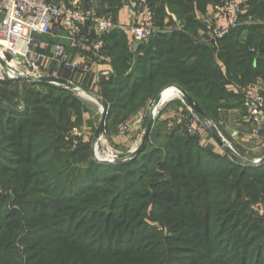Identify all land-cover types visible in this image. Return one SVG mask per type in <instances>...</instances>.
Segmentation results:
<instances>
[{
	"label": "trees",
	"instance_id": "obj_1",
	"mask_svg": "<svg viewBox=\"0 0 264 264\" xmlns=\"http://www.w3.org/2000/svg\"><path fill=\"white\" fill-rule=\"evenodd\" d=\"M104 1L111 9L108 12L116 18L120 0ZM225 1L149 0L150 10L154 14L155 23L159 27L166 17L165 9H168L179 20L183 26L182 29L173 31L171 34L154 35L148 43L139 44L135 52H131L126 34L116 30L103 37L105 44L103 54L95 55L88 51L93 56L109 59L115 72V75L101 78L99 82L102 88L101 98L109 106L105 131L108 130L112 118L120 115L125 120L130 117L143 108L162 87L168 84L182 88L200 106L204 113L201 120L213 126V129H215V125L210 123L209 119L211 121L217 120L216 110L224 107L223 104H220V100L226 102L228 98L238 97L244 102L241 93L233 95L225 90L226 82L224 77L220 75L213 59V54L217 48L203 43H195L192 39L193 36L195 37L196 31L203 27L196 20V11L203 12L207 5H220ZM89 8L91 7H83L82 9ZM98 14L102 15L99 12ZM247 16H251L253 20L263 21L264 0H249V10L245 18ZM240 21H243L241 16ZM242 32H246L245 42L226 43L227 40L240 36ZM217 47L218 58L226 66L229 81L243 82L245 85L251 75L253 78L264 76V73H261L264 70V26L246 27L240 24L237 28L230 30L217 43ZM251 48L254 49L253 52L250 51ZM145 59L152 61L146 77L137 74V69L141 67ZM254 63L256 67L251 73L249 69ZM240 66L242 70H237L236 67ZM57 74H59V77L70 80L73 75L63 67L58 68ZM1 83L12 84L16 81L6 80ZM34 85L46 87L50 94L48 97L36 98V101L40 99L42 102H26L29 107L33 108L31 111V117L33 118H30L29 123L18 122L12 124L13 130H10V133H13L11 137L15 139L14 141L11 138L9 139L6 134L8 129L4 128L3 121L8 118L4 108L0 107V145L6 143V145H13V149L25 150L24 155L19 156L18 154L15 157V164L24 163L36 168L37 170L31 172L29 176L39 177L43 175V187L45 186L44 189L47 188L46 191H49V195L57 194L61 188L64 191L74 190L76 185L85 179L92 181L86 187L75 190L73 196L59 194V201L71 204L95 205L100 203L99 197H102V195L109 199L104 217L98 223V230L95 228L97 224H93L94 232H92V235L96 236L95 240H97L99 246L97 250L89 249L88 257L82 256V254L77 257L76 259L80 261V264H114L113 260L132 257L133 251L144 245L137 243L143 238L135 240L134 234L126 230L128 228L126 222L129 223L135 210V208L131 209L130 206L137 205L140 199L145 198L149 204L154 205V208H158L160 215H170L171 218L178 221L183 227V233H186L187 236L189 234L193 236V238L188 237L187 239H190V243L196 245L193 253L199 256L207 253L208 250L205 246L199 247L198 245L205 243L206 246L210 247L211 239L214 237L209 233L211 226L209 222L207 223V220L209 217L213 219L219 215V207L222 203L224 204V200L218 199L219 196L213 193L226 192L228 198L232 196L239 198L244 195L249 199L262 200L261 197H264V160L258 167L250 168L249 165L251 164L248 163L250 158H247L244 154L240 153L241 156L238 159L225 154L224 157H221L224 161H227L224 165L208 164L206 162L210 160L209 156L216 158L220 156L215 154L212 148L201 144L199 134L190 135L183 121L181 124L173 126H168L167 123L170 133L166 138L165 150L174 152L172 157L169 156L172 160L169 163H164L162 168L165 172L167 171L168 178H160L141 186L142 179H139V175L131 172L128 175H119V173L127 171L128 167L136 165L138 159L142 160L143 163L151 161V159H147L149 158L148 154H145L148 140L137 155L131 160H126L129 163H120L121 165L118 164V168L110 167L109 169H115L116 172H112L109 176L99 178V174L106 171L104 166L89 160L84 165L81 164L83 167L73 168L72 172L60 170L66 158L64 136L74 126L75 122H79V117L82 118L84 108L81 102L73 98L65 89L42 83ZM117 94L120 97L115 99L114 96ZM68 95L72 99L68 98ZM38 104L40 106H36ZM162 124L164 126L166 121H163ZM164 128L166 127L164 126ZM209 138L212 139L211 136ZM80 151L89 153V146L82 145ZM71 156L75 157L76 153H72ZM191 157L195 160V164L189 160ZM174 159L178 160L176 164H173ZM233 160L239 164H229V167H226L228 163H233ZM59 163L60 167L57 170L53 165ZM241 163H245V166ZM5 167V165H0V170ZM225 168L227 169L225 170ZM59 178L58 183L53 184L52 181ZM101 183L103 186L100 188L98 185ZM139 187L142 192L137 190ZM57 201H54V203L56 204ZM215 219H218V217ZM68 222L66 226L69 229L74 227L72 226L73 221L69 226ZM80 222H82V219L77 221L75 227ZM217 224L216 234L220 233V230L224 227L231 225L224 219L218 220ZM236 231L237 229L232 233L234 238L229 244L233 245L237 241L234 246L240 247L239 250L243 251L244 240L241 239V234ZM127 238L128 242L125 245L124 241ZM132 241H136L135 244ZM7 243L8 241L5 238H0L1 249L6 247ZM67 244L68 242L63 243L65 249L78 247L77 244L70 246ZM153 246L146 248L143 254L153 255L152 252H147ZM221 249L216 251L214 259L217 255H221L222 264H241V261L238 263L240 258L231 259L232 255L220 253ZM160 251H166L164 245L161 246ZM188 257L191 260L194 259L191 256ZM243 264H246V262Z\"/></svg>",
	"mask_w": 264,
	"mask_h": 264
},
{
	"label": "rangeland",
	"instance_id": "obj_2",
	"mask_svg": "<svg viewBox=\"0 0 264 264\" xmlns=\"http://www.w3.org/2000/svg\"><path fill=\"white\" fill-rule=\"evenodd\" d=\"M49 1L56 4H74L79 8L91 7L102 14L110 13L108 11L111 10L104 0ZM172 32L170 31L166 34H171ZM151 62V60L145 59L141 67L137 69V74L146 77ZM89 76L90 73L86 75L73 74L71 81L77 85L88 86L87 78ZM88 88L90 89V87ZM65 90L73 98L81 102L84 110L86 108L87 114L84 119L79 117V122H75L74 126L64 136L66 158L60 170L72 172L73 168H81L89 160L104 166L106 171L99 174V178H103L109 176L112 172H116L115 169H109L110 167L118 168V164L120 163H129L126 160H131L128 157L141 142L151 103L138 116H134L133 114L125 120L120 115L112 118L106 131L104 142L95 143L97 141L94 136V129L100 117L102 106L97 104L87 94L77 97L72 91ZM95 93L99 97H102V88H97ZM49 94V90L46 87L34 85V83L16 82L4 84L0 82V107L4 108V112L8 118L7 120L4 119L3 125L5 126L4 128L8 129L6 130V134L9 139H12L11 136H13V133H10V130H13L12 124H17L18 122L29 123L30 118H33L31 117L33 108L29 107L26 102H42L40 99L36 101V98L48 97ZM71 96L68 98L72 99ZM118 97H120L119 94L114 96L115 99ZM234 99L240 100L238 97ZM177 103L185 110L186 106L184 103ZM158 105V113L145 150V154L149 156L147 159H151V161L143 163L142 160L138 159L136 165H132L127 168V171L119 173L120 176L128 175L129 172L139 175V179H142L141 186L160 178H168L167 171L165 172L162 169L163 164L169 163L172 160L170 157L174 155L173 151L165 150L167 145L166 138L170 130H168V122H166L164 125L166 128H164V123L162 124L160 120L161 112L164 109L163 103L159 102ZM183 114L185 116L183 122L186 128L195 115L191 112V114L187 113L186 117L185 111H183ZM200 121L198 127L200 136L210 139L209 130L219 136L216 126L213 129V126L206 124L203 120ZM121 126L127 127L124 133L120 131ZM73 130H77L80 135H73ZM12 140L14 141L15 139ZM210 140L212 145H206V147L212 148L213 152L214 149L217 150V153H214L219 155L220 159L209 156L210 160L206 163L224 165L227 161H224L221 157H224L225 154L222 153L212 139ZM82 145L89 146V153H82L80 151ZM24 151L18 148L13 149V145H6V143L0 145V165L6 166L0 170V238H5L8 241L6 247L0 248V264H80V261L76 259L77 257L81 254L88 257L89 249L97 250L99 246L97 240H95L96 236L92 235V232H94L93 224H97L95 228L98 230V223L104 217L109 199L105 198V195H102V197H99L100 203L95 205H80L59 201V194H63L62 196H73L76 192L75 190L86 187L92 181L85 179L79 182L74 190L64 191L61 188L57 194L49 195V191H46L47 188L44 189L45 186L43 187V175L39 177L29 176L31 172L37 170L36 168L24 163L15 164V157L18 154L19 156L24 155ZM72 153H76V156L72 157ZM234 155L237 158L240 157L235 151ZM108 157H116L115 162L108 163L97 160H105ZM167 158H169L168 161ZM189 160L195 164L193 157ZM177 162L178 160L174 159L173 164ZM234 163L239 164L233 160V163H228L226 167ZM260 164L249 165V167L256 168ZM63 165L66 166V169ZM53 167L58 170L60 163L53 165ZM59 180L60 178L52 182L56 184ZM98 186L101 188L103 184L101 183ZM137 190L142 192L140 187ZM213 194L219 196L218 199L224 200V204L222 203L219 207V215L216 216L218 219H215L216 217L213 219L209 217L207 220V223L209 222L211 226L209 233L211 236H214L211 239L210 247L206 246L205 243L198 245L199 247L205 246L208 250L207 253L199 256L194 255L193 252H195L194 248L196 245H193L190 243V239H187L188 237L193 238V236L191 234L187 236L186 233H183V227H181L178 221L171 218L170 215H160L159 209L154 208V205L149 204L144 198L140 199L137 205L130 206L131 209L135 208V210L132 213V219L128 224L126 222L128 227L126 229L127 232H132L135 240L143 238L137 243L144 245H140L141 247L138 248L135 247L137 249L133 251L132 257L113 260L114 264H222L221 255H217L215 259L213 258L216 251L220 248H222L220 253L232 255L231 259L240 258L238 263L241 261V264L245 262L246 264H263L264 197H261L262 200H255L246 198L244 195L239 198H236V196L228 198L226 197L228 194L226 192ZM225 197L226 199H224ZM54 201H57L56 204ZM80 218L82 222L75 227L77 221L81 220ZM223 219L227 220V223L231 225L224 227L220 230V233L216 234L218 230L217 222ZM72 221V226L75 228L70 227L73 229L71 233V229L66 224L68 222L69 226L72 224ZM83 222L85 223L84 225ZM236 229V232L241 234V239L244 240L243 251L239 250L240 247L234 246L237 241L233 245L229 244L234 238L232 233ZM79 238L80 240H78ZM65 242H68L67 245L69 246L77 244L78 247H68L65 249V245H63ZM126 242H128V238L124 241L125 245ZM132 242L135 244L136 241ZM152 245L154 246L147 252H152L153 255L143 254L146 248ZM162 245L165 246V252L160 251ZM188 256L194 259L191 260Z\"/></svg>",
	"mask_w": 264,
	"mask_h": 264
},
{
	"label": "built area",
	"instance_id": "obj_3",
	"mask_svg": "<svg viewBox=\"0 0 264 264\" xmlns=\"http://www.w3.org/2000/svg\"><path fill=\"white\" fill-rule=\"evenodd\" d=\"M245 4L246 0H226L214 7V13L218 20L223 21V26H212L213 22L210 21L209 44L217 46L230 30L241 24L240 16ZM131 8L135 23L129 32L132 36L131 50L135 52L139 44L152 38L156 31L149 0H134ZM0 14V82L11 80L31 83L40 77L61 78L57 74L59 67L70 72L79 68L77 73L86 75L90 70L88 65L69 63L59 44L53 46V60L56 61L54 73L49 75L45 72L48 57L40 51V38L52 31L63 30L69 36L73 48H83L95 55L103 54L105 35L116 30L126 32L111 13L100 15L93 8L82 9L74 4H56L48 0H0ZM43 47V50H48L47 45ZM62 79L74 84L70 79ZM56 87L62 88V85ZM237 93L243 96L246 115L254 125V135L258 136L264 128L262 86L256 82L248 83L238 87ZM198 127L199 120L194 116L187 125V132L197 135ZM126 129V126H121V133ZM72 134L80 135L77 130H73Z\"/></svg>",
	"mask_w": 264,
	"mask_h": 264
},
{
	"label": "crops",
	"instance_id": "obj_4",
	"mask_svg": "<svg viewBox=\"0 0 264 264\" xmlns=\"http://www.w3.org/2000/svg\"><path fill=\"white\" fill-rule=\"evenodd\" d=\"M133 1L134 0H124V2L122 3V0H121V5L119 7V10L116 16L117 23L126 29V32L124 33L126 34L128 44L130 45V50H131V44H132V36L129 32V28L135 23V19L131 15V11H132L131 3ZM215 6L207 5L203 12L196 11V14H195L196 20L199 21V23H201L203 27L199 28L196 31L195 37L194 36L192 37L193 41L195 43H203L213 48H217L213 54V59L218 67V71L220 75L224 77V81L226 82L225 90L228 93H232L234 95L235 93H237L238 87L245 86L248 83L256 82L262 86V93L264 94V76L253 78L252 75L251 76L249 75L250 77L245 82V83L247 82L248 83L245 85L243 82L242 84L234 80H230V81L228 80L226 66L222 62V60L218 58V55H217L218 47L213 46L207 42L209 33L211 32V27L209 26V24L213 22L212 26H216V27L223 26V21L218 20L214 13ZM248 10H249V0H246V4L244 5L243 11H242L243 14L241 15V17L243 18V21L241 22V26H246V27L253 26V25L264 26V20L263 21L253 20L251 16H247L245 18L246 14L248 13ZM165 13H166V17L164 18L163 23L160 27L155 23L154 14L152 13L155 31H156L155 35L166 34L170 31H180L183 27L181 23L179 22V20L176 18V16L171 14L168 11V9H165ZM0 18H1V14H0ZM246 38H247L246 32L245 33L242 32L240 36H235L232 39L227 40L226 43L227 44H231L235 42L243 43L245 42ZM148 41L149 39L142 42L141 44H146L148 43ZM55 44H59L63 48V53L66 55L69 63L76 64V65H82V64L88 65L90 69L88 73H90V76L87 78V82L89 83V85L88 86L81 85V86L91 92L92 94L91 97L95 101L96 99L93 96L97 98H101L95 93V90L97 88L101 89L99 85L101 78H106L110 75H115L113 66L109 62V59L103 58L101 56H93L89 54L87 50L83 48H79V49L73 48L71 46V41H70L69 36L63 30L52 31L49 35H46L40 38V46H41L40 51L45 53L48 57L45 72L48 73L49 75L54 73L53 69L56 66V61L53 60V57H54L53 46ZM45 45L48 46L47 51L42 49L44 48L43 46ZM250 51L253 52L254 49L251 48ZM131 52L133 51L131 50ZM255 67L256 65L254 63V65L251 66L249 71L253 73L254 71L253 69H255ZM236 68L237 70L238 69L242 70L241 66L236 67ZM78 69L79 68H77L76 70H73L71 73L73 74L77 73ZM261 73H264V70H262ZM169 85H173V84H168L162 87L159 90V92ZM88 87H90V89ZM155 97L149 100L143 108H141L136 113H134V116L140 115L149 103L152 104ZM158 102H162L164 106V109L162 110L161 115H160V120L162 122L163 121L168 122V126H173L175 124L176 125L181 124L183 121V118L185 117L183 114V111H185L186 117L188 115L187 113L191 114V111L188 108L184 110L183 107L178 105L177 102H182V101L178 98V94L174 91L166 90L160 96ZM219 102L220 104H223L224 107H220L219 109L216 110L217 120L211 121L209 119V122L216 126V128L218 129V134L221 137V139L233 151V157L231 156L230 157L238 159L234 155V151H235L239 155L240 153H242L245 156H247V158H250L249 162H257L258 160L262 159L264 157V128L258 136L254 135L255 128L246 115L245 105H244V102H242V99L237 101L234 98H228L226 102L224 100H220ZM96 103L99 104L97 101ZM86 114H87V110L85 108V110L82 113V119L85 118ZM96 127H97V124H96ZM96 127L94 129V136L96 132ZM208 134H209V131H208ZM105 137H106V131H105ZM201 144L205 146L212 145V142L210 139H206L205 136L204 137L201 136ZM217 147L222 151V153L227 154L218 145ZM216 151L217 150L214 149L215 153H217Z\"/></svg>",
	"mask_w": 264,
	"mask_h": 264
},
{
	"label": "water",
	"instance_id": "obj_5",
	"mask_svg": "<svg viewBox=\"0 0 264 264\" xmlns=\"http://www.w3.org/2000/svg\"><path fill=\"white\" fill-rule=\"evenodd\" d=\"M27 81V79H25ZM31 83L34 84H49L52 86H57V85H62L63 89H67V90H79L89 96H92L91 92L86 90L85 88H83L80 85L77 84H72L62 78H54V77H40L37 78L35 80H32ZM168 89H174L177 91L178 94V98L182 101V103L185 104V106L192 112L194 113L195 117L200 121L201 117L203 116V112L200 108V106L179 86L177 85H169L167 87H165L163 90H161L157 96L155 97V99L153 100L148 114H147V120H146V125L144 127L143 130V134H142V139L141 142L139 143V146L130 154V156L128 157V159H132L135 155H137L145 146L153 125H154V121L156 118V115L158 113V101L160 96ZM96 101L102 106V110H101V114H100V118L98 120L97 123V127H96V132H95V139L97 142L102 143L105 140V128H106V122L108 119V113H109V106L107 105V103L101 99V98H97L95 96H93ZM201 122V121H200ZM210 135L212 137V139L214 140V142L220 147L222 148L229 156L233 157V151L227 146V144L224 143V141L218 137L217 135H215L211 130H209ZM264 160L260 159L257 162H248L251 165H258L259 163H262ZM103 162V161H101Z\"/></svg>",
	"mask_w": 264,
	"mask_h": 264
},
{
	"label": "bare ground",
	"instance_id": "obj_6",
	"mask_svg": "<svg viewBox=\"0 0 264 264\" xmlns=\"http://www.w3.org/2000/svg\"><path fill=\"white\" fill-rule=\"evenodd\" d=\"M168 90H170V91H174V92L177 93V91L174 90V89H168ZM73 93H74L77 97H80L81 95H84V94H85V93H83V92H81V91H79V90H73ZM146 120H147V118H146ZM145 125H146V124H145ZM115 160H116V157H108V158H106L105 160L103 159V160H101V161H103V162H108V163H113V162H115Z\"/></svg>",
	"mask_w": 264,
	"mask_h": 264
}]
</instances>
